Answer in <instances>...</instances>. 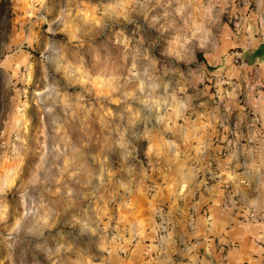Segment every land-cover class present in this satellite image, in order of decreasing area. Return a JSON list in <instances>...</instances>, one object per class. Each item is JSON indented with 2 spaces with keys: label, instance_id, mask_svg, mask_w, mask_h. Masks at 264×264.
Segmentation results:
<instances>
[{
  "label": "rangeland",
  "instance_id": "obj_1",
  "mask_svg": "<svg viewBox=\"0 0 264 264\" xmlns=\"http://www.w3.org/2000/svg\"><path fill=\"white\" fill-rule=\"evenodd\" d=\"M0 3V264H113L143 152L185 116L264 175V0ZM257 184L233 199L264 222Z\"/></svg>",
  "mask_w": 264,
  "mask_h": 264
},
{
  "label": "crops",
  "instance_id": "obj_2",
  "mask_svg": "<svg viewBox=\"0 0 264 264\" xmlns=\"http://www.w3.org/2000/svg\"><path fill=\"white\" fill-rule=\"evenodd\" d=\"M263 51L264 42L252 52L255 62L264 60ZM196 120L185 116L152 135L143 152L150 168L130 196L113 264H264V222L249 221L233 199L259 204L262 166L234 158L225 121L217 127ZM161 208L168 234L158 228Z\"/></svg>",
  "mask_w": 264,
  "mask_h": 264
},
{
  "label": "built area",
  "instance_id": "obj_3",
  "mask_svg": "<svg viewBox=\"0 0 264 264\" xmlns=\"http://www.w3.org/2000/svg\"><path fill=\"white\" fill-rule=\"evenodd\" d=\"M157 224L162 234H168L171 229V224L168 218L166 209L161 208L157 210Z\"/></svg>",
  "mask_w": 264,
  "mask_h": 264
},
{
  "label": "trees",
  "instance_id": "obj_4",
  "mask_svg": "<svg viewBox=\"0 0 264 264\" xmlns=\"http://www.w3.org/2000/svg\"><path fill=\"white\" fill-rule=\"evenodd\" d=\"M0 5H1V3H0Z\"/></svg>",
  "mask_w": 264,
  "mask_h": 264
}]
</instances>
